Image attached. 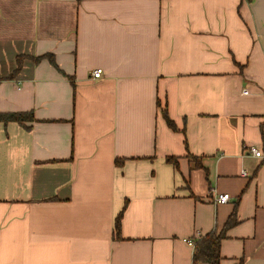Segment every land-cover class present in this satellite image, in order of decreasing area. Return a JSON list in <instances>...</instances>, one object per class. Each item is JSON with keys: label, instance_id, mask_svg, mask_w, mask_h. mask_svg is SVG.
Masks as SVG:
<instances>
[{"label": "crops", "instance_id": "0c3cea01", "mask_svg": "<svg viewBox=\"0 0 264 264\" xmlns=\"http://www.w3.org/2000/svg\"><path fill=\"white\" fill-rule=\"evenodd\" d=\"M0 112V264H264V0H0Z\"/></svg>", "mask_w": 264, "mask_h": 264}, {"label": "trees", "instance_id": "16d2710c", "mask_svg": "<svg viewBox=\"0 0 264 264\" xmlns=\"http://www.w3.org/2000/svg\"><path fill=\"white\" fill-rule=\"evenodd\" d=\"M166 115V114H165ZM34 117L32 112H0V121L9 122V121H17L24 122L27 119H32ZM167 122L170 127L175 128L174 121L166 115ZM167 161L178 165V159L174 156L166 157ZM124 163V159H117V164L122 165ZM200 163H196V166H200ZM123 211L117 216L115 222V234L117 237H121V220H122ZM234 221L228 220L223 230H213L208 234L202 236L198 240H196V247L194 251V262H200L201 264H221V243L223 238L225 237V229L226 227L233 224ZM240 264H243L241 262Z\"/></svg>", "mask_w": 264, "mask_h": 264}, {"label": "built area", "instance_id": "2783aa9c", "mask_svg": "<svg viewBox=\"0 0 264 264\" xmlns=\"http://www.w3.org/2000/svg\"><path fill=\"white\" fill-rule=\"evenodd\" d=\"M103 73V69L98 68L95 71H93L92 75L95 78L101 77ZM249 153H251L253 156L258 158H264V149H259L257 147L251 146L249 147ZM243 174L246 175L247 172L243 171ZM231 199V194L228 192H219L216 194L215 202L219 204L227 203ZM193 247H196V243L194 240L189 239L188 240ZM193 264H201L200 262H194Z\"/></svg>", "mask_w": 264, "mask_h": 264}]
</instances>
